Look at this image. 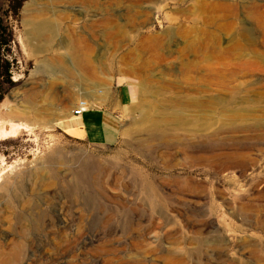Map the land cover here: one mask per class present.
<instances>
[{
  "label": "rangeland",
  "instance_id": "obj_1",
  "mask_svg": "<svg viewBox=\"0 0 264 264\" xmlns=\"http://www.w3.org/2000/svg\"><path fill=\"white\" fill-rule=\"evenodd\" d=\"M0 17V117L40 106L0 138V260L264 264V0H0ZM117 75L135 88L118 142L69 137ZM173 119L182 139L152 128Z\"/></svg>",
  "mask_w": 264,
  "mask_h": 264
},
{
  "label": "crops",
  "instance_id": "obj_2",
  "mask_svg": "<svg viewBox=\"0 0 264 264\" xmlns=\"http://www.w3.org/2000/svg\"><path fill=\"white\" fill-rule=\"evenodd\" d=\"M134 99V83L117 75L109 98H93V105L82 114L69 113L62 121L63 129L77 141L90 145H115L120 138L123 113Z\"/></svg>",
  "mask_w": 264,
  "mask_h": 264
},
{
  "label": "bare ground",
  "instance_id": "obj_3",
  "mask_svg": "<svg viewBox=\"0 0 264 264\" xmlns=\"http://www.w3.org/2000/svg\"><path fill=\"white\" fill-rule=\"evenodd\" d=\"M29 3V2H28ZM27 6V5H26ZM35 27V33H37L39 35L40 31L41 32H44V25H37V26H34ZM99 91H101L102 93L105 92L104 88L100 89ZM35 96V95H34ZM86 98V97H84ZM90 96H88V98H86L87 100H90L89 99ZM24 103H21L19 102L20 105L18 106H8L7 109H6V112L1 114L2 117H0V138L2 139H7L11 136H15L21 129L23 128H27L30 126V124L28 123H25V122H21V118L23 119H30L31 118V114L33 112H35V108H34V104H33V99L31 96H24ZM36 99V97H35ZM39 100V99H38ZM37 101V100H36ZM38 102V101H37ZM42 101H39L38 103H40ZM196 103L199 105V106H204V103L203 101L201 100H196ZM46 104V103H45ZM36 105V104H35ZM38 105V104H37ZM36 105V106H37ZM42 105V104H41ZM76 105V104H75ZM75 105L73 107V109L75 108ZM39 106V105H38ZM40 107V106H39ZM46 107V106H45ZM49 110V109H48ZM42 111V109H41ZM41 111H38V112H41ZM44 111V110H43ZM42 111V112H43ZM37 112V111H36ZM35 112V113H36ZM46 113V111L44 112ZM41 115V114H40ZM177 115V112L174 113V115L172 116H176ZM181 118V116H183L182 114H179ZM34 117V116H33ZM173 117V118H174ZM229 119H232V118H229ZM42 121V120H41ZM30 122V121H29ZM35 122V121H34ZM32 123V122H31ZM226 124H229V125H234L235 122H223L221 124L222 127H225ZM34 126V125H33ZM180 125H178V121L176 120H171V121H168V123H166L165 125H161L159 122L155 123L153 125V130H156L158 135H161L162 137L161 138H165L166 136H170L169 138H166V140H171V139H174V138H181V136H175V135H172V134H169L168 133V130H174V131H177L178 129H180ZM220 129V127H219ZM178 133V132H177ZM165 135V136H164ZM211 134L209 133V136ZM182 139V138H181ZM18 166V165H17ZM20 167V166H19ZM13 168V167H12ZM108 171V170H107ZM115 178V177H114ZM111 181V180H110ZM113 185V184H112ZM0 264H6V258L3 260H0Z\"/></svg>",
  "mask_w": 264,
  "mask_h": 264
},
{
  "label": "trees",
  "instance_id": "obj_4",
  "mask_svg": "<svg viewBox=\"0 0 264 264\" xmlns=\"http://www.w3.org/2000/svg\"><path fill=\"white\" fill-rule=\"evenodd\" d=\"M14 40L12 28L0 17V100L4 95L5 82L13 83L14 62L7 59L9 46Z\"/></svg>",
  "mask_w": 264,
  "mask_h": 264
},
{
  "label": "built area",
  "instance_id": "obj_5",
  "mask_svg": "<svg viewBox=\"0 0 264 264\" xmlns=\"http://www.w3.org/2000/svg\"><path fill=\"white\" fill-rule=\"evenodd\" d=\"M93 105L92 100H87L84 97H81L77 100L75 108L72 109L73 114H82L86 109Z\"/></svg>",
  "mask_w": 264,
  "mask_h": 264
}]
</instances>
